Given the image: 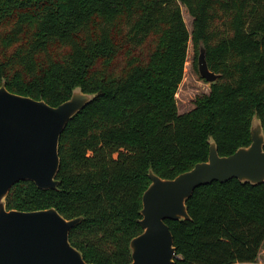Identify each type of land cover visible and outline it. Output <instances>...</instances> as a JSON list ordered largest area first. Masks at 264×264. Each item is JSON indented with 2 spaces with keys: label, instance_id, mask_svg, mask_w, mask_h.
I'll list each match as a JSON object with an SVG mask.
<instances>
[{
  "label": "trees",
  "instance_id": "16d2710c",
  "mask_svg": "<svg viewBox=\"0 0 264 264\" xmlns=\"http://www.w3.org/2000/svg\"><path fill=\"white\" fill-rule=\"evenodd\" d=\"M0 30V86L8 92L52 107L75 87L96 95L59 138L57 190L19 182L5 200L7 210L81 217L69 242L88 264L131 262L150 169L165 180L189 171L207 160L209 138L219 156L247 147L254 114L264 131V0H0ZM152 38L147 61L138 60ZM189 41L194 68L202 45L220 77L179 115ZM186 206L190 221H165L173 264L256 262L264 183L213 182Z\"/></svg>",
  "mask_w": 264,
  "mask_h": 264
},
{
  "label": "water",
  "instance_id": "95a60500",
  "mask_svg": "<svg viewBox=\"0 0 264 264\" xmlns=\"http://www.w3.org/2000/svg\"><path fill=\"white\" fill-rule=\"evenodd\" d=\"M197 71L207 83L220 75L210 71L205 49L197 56ZM80 87L65 102L52 107L8 92L0 86V264H88L69 242L70 231L82 218L64 219L55 209L21 212L6 209V197L13 185L31 182L42 191H56L60 159L59 138L69 121L94 98ZM250 144L229 156H219L209 138L205 162L171 180L148 171L150 184L141 197L142 232L129 243V264H173L176 249L165 221H190L186 202L195 189L213 182L236 179L242 184L264 183V131L254 114Z\"/></svg>",
  "mask_w": 264,
  "mask_h": 264
},
{
  "label": "rangeland",
  "instance_id": "374dc122",
  "mask_svg": "<svg viewBox=\"0 0 264 264\" xmlns=\"http://www.w3.org/2000/svg\"><path fill=\"white\" fill-rule=\"evenodd\" d=\"M181 14L187 31L191 33L192 30V18L187 13L185 7L181 6ZM4 30H0V34H4ZM25 35L24 37H28ZM118 41L124 43L122 39L118 38ZM155 45V40L152 38L150 41L146 42L145 45L139 52L135 53L136 58L139 60L141 57L144 61H147L149 54L153 51ZM18 45L15 44L14 47L10 48V51H14V48ZM199 51V49H198ZM126 52L124 50V58ZM198 56V55H197ZM197 60V58H196ZM120 59L116 57L113 64H116ZM194 50L191 41L188 43L186 62L184 65L183 79L177 89L175 98L176 106L179 115L186 114L194 109L195 100L209 93L210 83L204 81L198 74L197 68H194ZM197 64V62H196ZM252 264H264V243L262 244L261 250L259 252L258 258L255 263Z\"/></svg>",
  "mask_w": 264,
  "mask_h": 264
}]
</instances>
